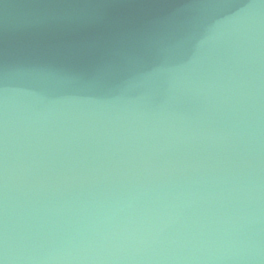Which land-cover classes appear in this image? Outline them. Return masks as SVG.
<instances>
[{
  "label": "water",
  "instance_id": "1",
  "mask_svg": "<svg viewBox=\"0 0 264 264\" xmlns=\"http://www.w3.org/2000/svg\"><path fill=\"white\" fill-rule=\"evenodd\" d=\"M0 264H264V0H0Z\"/></svg>",
  "mask_w": 264,
  "mask_h": 264
}]
</instances>
